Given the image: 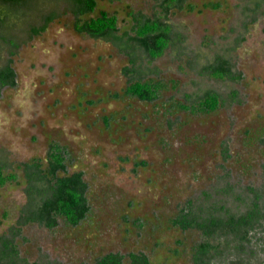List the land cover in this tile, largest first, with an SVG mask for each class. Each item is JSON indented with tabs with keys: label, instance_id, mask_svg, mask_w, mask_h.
Instances as JSON below:
<instances>
[{
	"label": "rangeland",
	"instance_id": "374dc122",
	"mask_svg": "<svg viewBox=\"0 0 264 264\" xmlns=\"http://www.w3.org/2000/svg\"><path fill=\"white\" fill-rule=\"evenodd\" d=\"M96 1L82 18L102 10L116 14L120 32L130 30L136 13H163L162 0ZM31 3L30 9L0 5V32L19 43L11 54L0 38V67L11 58L17 72L16 85L0 91V160L19 178L0 186V236L17 226L27 201L18 163L45 160L51 143H58L69 170L84 172L90 212L77 226L62 219L52 229L23 225L17 237L22 257L84 264L108 252L143 251L152 264H191L200 233L173 226V215L227 172L241 184L262 174L264 0H185L182 8L172 7L165 20L180 43L143 60L144 80L163 85L153 101L125 92L128 56L107 39L76 31L65 1L31 36V26L43 24L42 12L55 2ZM217 55L229 59L240 78L201 74ZM208 90L225 100L215 111L180 107L192 104L186 95Z\"/></svg>",
	"mask_w": 264,
	"mask_h": 264
},
{
	"label": "trees",
	"instance_id": "16d2710c",
	"mask_svg": "<svg viewBox=\"0 0 264 264\" xmlns=\"http://www.w3.org/2000/svg\"><path fill=\"white\" fill-rule=\"evenodd\" d=\"M11 6L22 4L25 0H1ZM67 10L75 16L76 31L87 33L92 37L111 41L119 51L125 53L129 65L125 73L131 75L125 92L145 101L159 97L162 83L145 79L143 60L148 62L161 57L172 44L180 43V34L172 24L165 20L172 7L182 8L185 0H162V15H133L130 30L120 32L116 14L100 11L95 17L83 19L92 13L96 0H64ZM206 7H219V3H208ZM190 9L192 5H188ZM56 16L55 10L49 11L43 24L30 28L31 36L42 32ZM4 19L0 18V25ZM0 38L12 48L13 54L19 43L0 32ZM139 63V64H138ZM231 61L217 55L214 62L201 69V74L225 80L238 79L241 73L234 71ZM16 73L12 59L0 67V91L5 86L16 85ZM236 92L231 96L235 98ZM192 104H180L193 112L215 111L225 100L220 92L208 90L202 95H186ZM44 159L35 157L18 163L23 172L27 201L21 209L17 226L9 234L0 236V264H64L56 260L39 258L30 262L22 257L17 237L21 227L28 223H38L47 228L58 225L59 219L66 224L77 226L90 212L88 184L81 170L70 171L67 152L58 143H51ZM224 159L229 155L224 148ZM143 163V162H142ZM8 163L0 160V186L9 182L19 183L14 172H6ZM258 182L241 184L232 182L229 172L219 176V181L205 189L200 195L189 198L170 219L173 226L186 231L196 230L200 238L191 248V264H264V162L261 164ZM127 259V263L125 262ZM84 264H152L150 257L143 251L108 252L97 257L91 263Z\"/></svg>",
	"mask_w": 264,
	"mask_h": 264
},
{
	"label": "flooded vegetation",
	"instance_id": "af4514ba",
	"mask_svg": "<svg viewBox=\"0 0 264 264\" xmlns=\"http://www.w3.org/2000/svg\"><path fill=\"white\" fill-rule=\"evenodd\" d=\"M32 1H34V0H25L22 4L20 3V4H17L16 6H24V7H27V9H30V8H32V5H33L31 3ZM62 1H64V0H54V2H55L54 5H52V7L50 9L46 10L45 12H42V15H41L42 20H44V16L51 10H55V12H56V16L54 17V19H55L59 15V5L61 4L60 2H62ZM0 5L11 6L10 3H5V2H2L1 0H0Z\"/></svg>",
	"mask_w": 264,
	"mask_h": 264
}]
</instances>
